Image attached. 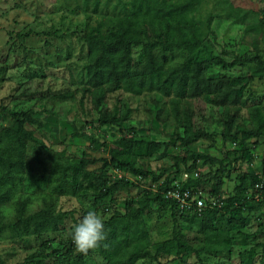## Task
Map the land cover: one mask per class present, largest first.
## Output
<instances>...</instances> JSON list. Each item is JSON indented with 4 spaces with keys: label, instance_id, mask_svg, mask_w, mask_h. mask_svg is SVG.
Segmentation results:
<instances>
[{
    "label": "rangeland",
    "instance_id": "374dc122",
    "mask_svg": "<svg viewBox=\"0 0 264 264\" xmlns=\"http://www.w3.org/2000/svg\"><path fill=\"white\" fill-rule=\"evenodd\" d=\"M229 6L238 14H222L214 19L216 39L209 38L214 43L213 52L232 51L264 59V0H202L198 17L204 18L221 8L228 11ZM120 13L117 0H0V105L12 103L11 96L23 83L37 90L35 95L41 91V98L33 97L27 105L32 104L42 125L25 124V127L43 142L39 151L41 161L33 159L32 152L27 151L24 182L14 185L10 199L0 204V214L5 220H14L20 211L25 215L45 207L53 213H69L57 229L1 238L3 264H36L27 259L37 252L42 254L39 264H78L76 254L83 230L98 227L115 211L123 214L129 204L130 210L140 207L145 196L156 192L166 179L186 183L197 178L199 183L189 184H195L207 201L221 202L223 206L241 184L243 175L247 181L241 184L242 194L252 205L243 212L245 221L240 226L237 221L228 223L226 213L216 219L219 228L233 233L231 251L199 252L189 254L184 260L169 254L160 256V261L162 264H264V202L251 199L258 191L257 184L264 183V76L253 78L244 88L240 112L229 116L231 122L227 127L219 118L221 109L209 108L193 98L177 104L156 90L133 96L117 91L109 94L98 107L118 108L121 115L126 112L127 116L117 123L98 126L94 120L98 107L84 91L86 60L80 58L84 35L98 22L107 23ZM259 19L263 20L259 22L261 33L246 32L247 25L258 23ZM140 35L149 41L155 39L154 33L147 29ZM140 53V47L133 49L135 61ZM210 65L205 70L209 76L248 74L247 66ZM176 111L186 117L192 114L208 135L188 144L179 140L176 135L184 136V128L183 122L176 118ZM238 124L263 133L249 138L244 152L236 143L240 137ZM123 134L143 139L141 151L146 154H139L138 166L149 173L123 172L131 184L119 182L112 195L95 200L104 178L121 179L114 175L116 168L102 166L109 147L100 143L106 140L116 148L125 149L128 145L117 143ZM192 153L207 158H199L188 170ZM81 160L85 161L84 165L76 167ZM63 178L67 179L63 181ZM22 201L24 207L19 209ZM179 213L184 214L179 216ZM194 213L200 214L180 209L172 213L170 205L152 201L142 211L138 227L144 229L149 244L175 235L197 246L202 234ZM83 258L86 264H104L95 250ZM137 264L152 263L144 260Z\"/></svg>",
    "mask_w": 264,
    "mask_h": 264
},
{
    "label": "trees",
    "instance_id": "16d2710c",
    "mask_svg": "<svg viewBox=\"0 0 264 264\" xmlns=\"http://www.w3.org/2000/svg\"><path fill=\"white\" fill-rule=\"evenodd\" d=\"M117 1L121 13L107 23L98 22L87 29L84 35L85 46L80 57L86 60L84 91L96 108L99 102L106 100L109 94L116 91L133 96L146 90H156L177 104L186 103V99L193 98L209 108L221 109L218 112L219 118L223 120L224 127H227L231 122L229 116L238 115L240 112L244 88L253 78L264 76V59L259 55L244 56L224 50L213 52L214 43H211L209 38L216 39L212 28L214 19L222 14L237 15L238 12L229 6L228 11L221 8L200 18L198 9L202 0ZM259 22L263 20L248 24L246 32H252L254 35L261 33ZM145 29L154 33V40H146L140 35ZM253 40L255 41L254 38ZM136 47L141 48L138 61L133 57V49ZM210 64L222 68L235 64L247 66L248 74L239 77L226 76L223 73L209 76L205 70L211 67ZM33 89L30 84L23 83L11 96L13 104L0 105V204L10 199L15 184L24 182L23 174L28 164L27 151L32 152L33 159L41 161L39 151L43 142L32 130L25 127V124L42 125L32 104L27 105L33 97H36L35 100L41 98V91L35 95L37 90ZM98 111V116L94 119L98 126L117 123L127 116L126 112L121 115L118 108L108 110L98 107ZM176 118L183 122L181 126L184 128V136H176L185 144L208 135L192 114L186 117V114L181 115L180 111H176ZM238 127L240 137H236V143L242 147V152L249 138L263 134L258 129H246L239 124ZM117 143L128 147L116 148L106 140L100 143L106 148L109 147L108 157L103 160L104 168L112 166L111 168H119L136 175L149 173L138 166L139 154L145 153L141 151L145 144L142 138L134 139L123 134ZM190 157L192 164L188 170L192 169L196 160L205 159L207 155L192 153ZM84 162L81 160L76 167L81 168ZM66 179L63 178V181ZM170 180L172 181L166 179L156 192L147 194L140 207L130 210L132 205L129 204L123 214L115 211L98 227L83 230L80 250L76 254L77 263L86 264L83 256L92 250L102 257L104 264H137L144 260L152 264H162L160 256L163 255L175 254L184 260L189 254L197 255L199 252L221 254L231 251L233 233L227 228H219L216 219L219 214L225 216L226 213L228 223L237 221L239 226L243 224V212L252 208L241 190V184L247 181L246 175H243L241 184L234 188L233 194L227 197L223 206L207 207L199 215L193 214L198 217L199 231L202 234L197 246L175 235L149 244L144 229L138 227L142 211L152 201L170 205L172 213L177 211L174 201L163 195V191L171 183ZM191 181L199 183L197 178H194L186 181L184 185L195 188V184H189ZM119 182L124 185L131 184L124 177L115 181L104 178L100 183L99 192L95 194V200L112 195ZM260 184L262 186L258 187V191L251 195L252 201L264 202V183ZM24 204L23 201L20 202L19 209L24 207ZM68 214L65 211L53 213L46 207L25 215L20 211L14 220H5L0 214V239L5 235L18 238L40 234L47 229H57ZM183 214L179 213V216ZM262 252L264 257V249ZM41 255L38 252L33 253L27 260L39 264ZM0 264H3L1 257Z\"/></svg>",
    "mask_w": 264,
    "mask_h": 264
},
{
    "label": "built area",
    "instance_id": "2783aa9c",
    "mask_svg": "<svg viewBox=\"0 0 264 264\" xmlns=\"http://www.w3.org/2000/svg\"><path fill=\"white\" fill-rule=\"evenodd\" d=\"M113 172L118 178L125 177V174H122L124 171L121 169L116 168ZM195 176H198V174L195 173ZM183 183L171 181L169 187L163 191L164 197L174 201L178 209L201 213L204 208L219 206L221 204V202L212 200L207 201L201 192L192 186H185ZM257 185L258 187L262 186L260 183ZM256 198H258V194Z\"/></svg>",
    "mask_w": 264,
    "mask_h": 264
}]
</instances>
